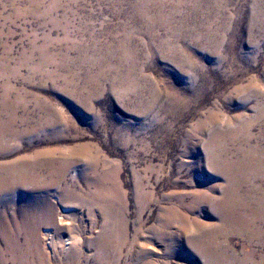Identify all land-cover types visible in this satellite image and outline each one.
I'll return each mask as SVG.
<instances>
[{
  "label": "rangeland",
  "instance_id": "374dc122",
  "mask_svg": "<svg viewBox=\"0 0 264 264\" xmlns=\"http://www.w3.org/2000/svg\"><path fill=\"white\" fill-rule=\"evenodd\" d=\"M0 130V180L18 158L48 151L69 162L62 185L74 182L76 193L107 172L120 184L117 237L106 250L102 204L63 198L55 187L0 184V264H14L4 259L5 222L21 244L17 264H207L188 259L199 234L180 219L169 223L165 209L174 192L188 200L196 188H227L226 169L223 179L207 162L211 140L215 150L227 147L228 162L247 154L264 167V0H0ZM137 186L152 199H138ZM44 196L50 216L42 223ZM213 212L192 216L213 222ZM68 238L79 241L66 246ZM230 244L264 257V235Z\"/></svg>",
  "mask_w": 264,
  "mask_h": 264
},
{
  "label": "bare ground",
  "instance_id": "6f19581e",
  "mask_svg": "<svg viewBox=\"0 0 264 264\" xmlns=\"http://www.w3.org/2000/svg\"><path fill=\"white\" fill-rule=\"evenodd\" d=\"M2 134L3 133H1V130H0V136H2ZM242 136H244V135H242ZM242 136H240V137H242ZM234 137H236V136H234ZM214 140H211L210 143H209V145L211 147H213V149L212 148L209 149V151H211L212 154L208 156L210 162L209 161H207V162L208 163H211V162L213 163L212 164L213 165V170L217 171V173H219V171L221 173H225V171H227V173H226V175H227L226 178L228 180L227 186H226L227 188L223 191V193L221 192L222 193L221 195L217 194L219 192H218L216 186L215 187H211V189L208 192H206L205 190H202L201 188H196L195 190L193 189V192L191 191L189 193V197H190L188 199V200H190L189 202H188L187 198L184 197V195L182 193H180V192L172 193L171 197H173V196L176 197V203L171 205L167 209L164 208L165 209V213L167 214L166 219H167V221L169 223L172 220L180 219L181 222H182V225H184L183 228L187 232H188V230L190 228V225H192V227L196 230L197 234H199V235H196L194 240L190 243V246L193 247V250H195V252H192V250L190 248H188V249H190V252H188L190 254L188 259H192V258H195L196 256H199V257H201L203 259H206L207 260V264H241V262L243 260H251V259L257 257L258 259H260L259 263L260 264H264V257L260 253L257 254V251L256 252H249L247 254L243 253L242 251L240 253H238L236 250H234L232 248V245L230 244L231 239L234 238V237L252 236V235H257L258 237H260V236L264 235V182H263V180H264V167H263V164L261 162L257 161V158L252 159L250 156H246L247 154L244 155V157H241L240 159H238L236 161H233V160H231L229 158L230 162H228L227 160H225L226 157L225 156L223 157V155L221 153L222 152L221 150L222 149L226 150L227 147L219 145L220 147L217 146V148L219 147V149L215 150L216 144H215ZM247 143H249V142H247ZM207 148H209V147H207ZM47 153H48V151H47ZM47 153L46 152L34 153V155L31 158H26L23 155L22 156L23 158L20 159V160L18 158V161H16V163H15L16 164V168L14 170H12V172L9 170L10 169L9 168L8 170L10 171V173L6 177H4L3 179L1 178V180H0L1 186H6L7 184L14 183V184H16V186L18 185V187L20 189H23L24 187L27 188V186L28 187L31 186V187H33V190L36 189V190H43V191H45L48 188L55 187V188H59L61 190V193L63 194L62 195L63 198H73V199H76V200H79V199L81 200L82 199L81 201L86 200V201H89V202L91 201V202L102 204V208H103V210L106 213V219L103 217L104 221H103V223L101 225V231H100V236L104 240L103 248L106 250L108 248V246L114 245L113 243L115 242V237H117V236L114 233V226H113L114 224H113V222H111V220H113L112 217H116L117 216L116 214L114 216L113 211H114L115 200L117 199V195H119V189H120L119 185L120 184L118 185V183L115 182L116 180L114 181L112 179L111 175L109 174V172H107L109 175H107V173H104V175H102L101 177H97L95 179H91L92 177L91 178L89 177L88 180L86 179L87 180L86 188L83 189L81 193H76L75 190H70L71 188L76 187V184L74 182H71L70 184H68L67 188L62 185V172L61 171H63L64 168L69 165V162L67 160H65L66 162L63 165L61 163L56 162V160H50V157H49V155ZM70 156H71V154H70ZM261 158H262V156H261ZM214 159H216V160H214ZM73 161H75V160L73 159ZM95 161H96V159H95ZM92 163H94V162L91 161L90 164H92ZM100 166L102 167V165H100ZM254 166H256L257 171H256V169L253 168ZM5 167H7V166H5ZM93 167L95 169V165L94 164H93ZM105 168L108 169L110 167H108V168L105 167ZM224 169H226V170L224 171ZM68 171H70V170H68ZM229 171L230 172L232 171L233 175H231L229 173ZM83 174H82V176H83ZM219 175H220V173H219ZM89 176H90V174H89ZM93 176L96 177V175H93ZM220 176H221V178L224 179V177L222 175H220ZM256 182H260V183H256ZM245 188H247L248 190L244 194L243 190ZM3 189H5V188H3ZM78 190H79V188H78ZM121 191H123V190L121 189ZM151 194L153 195V192H148L145 187H142V186H137L136 187V196L140 200L143 197H145L146 199H150L151 198ZM30 196H33V195H30ZM35 196H37V195H35ZM42 198H43V202H42L43 205H42V211H41V217H40L41 219L38 218L37 220L40 219V222L45 223V222H47V220H48V218L50 216L48 214V211H47V208L49 210V204L47 203V198L45 196L42 197ZM42 198H40V199H42ZM246 200H248V201H246ZM117 201H119V200H117ZM91 204L93 205V203H91ZM77 205H79V204H77ZM99 208H100V206H99ZM122 208H123V206H122ZM199 208H201L202 210H206L208 208L209 209L211 208L214 212L209 214V218H211L213 220V222L203 221L201 219H197L196 217H193L192 215L196 214V212H197V210ZM122 211H123V209H122ZM35 212H37V210ZM100 213H102V212H100ZM72 214H74V213H72ZM38 215H39V213H38ZM34 217H32V218H34ZM83 217L85 218V216H83ZM58 220H59V218H58ZM61 220H62V222L65 225H71L72 224L71 222H68V221L66 222L67 219L66 220L61 219ZM70 221H73V220H70ZM16 222H18V221L16 220ZM29 222H31V221H29ZM1 223H2V221H1V217H0V232H1ZM20 223H19V225H20ZM97 224H99V223H97ZM164 224H166V223H164ZM30 225H31V227H33V230H36L37 223L34 222V223L30 224ZM2 226H3L2 230H3L4 234L6 235V253L4 254L5 262L8 260V256L11 255L12 256V262L14 264H17L18 263L17 253H18V251H20L19 250L20 249V246H19L20 241H19V244H18V242L13 240L12 236L9 235L8 227H7V223L6 222ZM166 226L168 227L169 225H166ZM28 227L29 226H27V228ZM122 227H123V225H122ZM16 229L18 230L19 228H16ZM25 229H26V227H25ZM17 230H15V231H17ZM73 233H75V232H73ZM34 235H35V233H34ZM125 236L126 235H124V234H122L120 236L121 237L120 238V245H123V247H125L124 245L126 243V240H128ZM160 236H162V235L160 234ZM175 237L172 236L173 239ZM32 238H35V237H32ZM125 238H126V240H125ZM17 239H19V238H17ZM49 240H50L49 245L51 246V244H53V239L50 237ZM28 241L30 242L29 239H28ZM63 241H64L66 246H69V245L75 244L77 241H79V239H77V238H68V239L63 240ZM116 241H117V238H116ZM170 242L173 243V240H171ZM38 244H40V243L38 242ZM38 244H36V245H38ZM24 245H26V243ZM261 247H263V249H264V244H262ZM121 249H122V247H121ZM30 251H31V249H30ZM41 251H43V250H41ZM171 251L173 253H175L174 250H171ZM112 252L113 251H111V253ZM33 253H34V251H33ZM35 253H37V251ZM176 253H177V251H176ZM26 255H28V254H26ZM108 255H106V256H108ZM176 255L187 256L185 251L182 252V253L180 252V254H176ZM0 256H1V249H0ZM41 256H42V254H41ZM45 258H46V256H45ZM108 258H109V256H108ZM31 260H33V259H31ZM57 261H58V259H57ZM107 263L109 264L110 262H107ZM38 264H42V263H38ZM43 264H45V262H43ZM253 264H256V263H253Z\"/></svg>",
  "mask_w": 264,
  "mask_h": 264
}]
</instances>
